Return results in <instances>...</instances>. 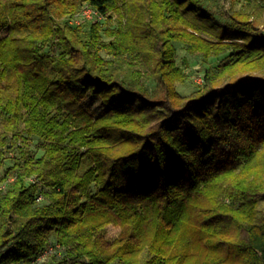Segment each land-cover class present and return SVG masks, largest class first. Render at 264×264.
<instances>
[{
	"label": "trees",
	"instance_id": "trees-1",
	"mask_svg": "<svg viewBox=\"0 0 264 264\" xmlns=\"http://www.w3.org/2000/svg\"><path fill=\"white\" fill-rule=\"evenodd\" d=\"M234 1L0 0V264H264V0ZM176 44L229 53L181 96Z\"/></svg>",
	"mask_w": 264,
	"mask_h": 264
},
{
	"label": "rangeland",
	"instance_id": "rangeland-1",
	"mask_svg": "<svg viewBox=\"0 0 264 264\" xmlns=\"http://www.w3.org/2000/svg\"><path fill=\"white\" fill-rule=\"evenodd\" d=\"M217 7V10H228L231 7L234 9L240 8L243 2H236L234 0H214L213 2ZM5 33L2 31L0 33L3 36ZM176 55H175V62L177 66L182 70L184 74L187 75L188 80L182 84L177 85V92L181 96H185L190 93L198 84H201L202 76L204 70L208 66H217L218 64L222 63L225 58L227 57L229 52H226L216 58H211L208 64L203 63V61L196 56L188 55L182 45L176 44ZM86 109L93 112L95 115H99L103 108L100 104V101L94 97H91L87 103L85 104ZM9 163H6V166ZM120 230L117 227L108 226L105 231L104 235L107 240L112 241L119 235ZM43 260V259H42Z\"/></svg>",
	"mask_w": 264,
	"mask_h": 264
},
{
	"label": "built area",
	"instance_id": "built-area-1",
	"mask_svg": "<svg viewBox=\"0 0 264 264\" xmlns=\"http://www.w3.org/2000/svg\"><path fill=\"white\" fill-rule=\"evenodd\" d=\"M102 17L97 14V12L89 6L87 3H83L80 10L73 16L70 20V24H81L83 22H97L101 21ZM2 185H0V188ZM40 198H38L39 200Z\"/></svg>",
	"mask_w": 264,
	"mask_h": 264
}]
</instances>
